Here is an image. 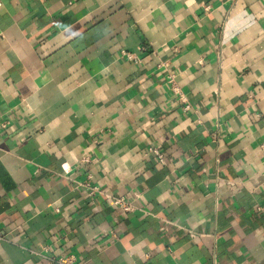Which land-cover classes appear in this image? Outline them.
Instances as JSON below:
<instances>
[{
    "label": "crops",
    "instance_id": "obj_1",
    "mask_svg": "<svg viewBox=\"0 0 264 264\" xmlns=\"http://www.w3.org/2000/svg\"><path fill=\"white\" fill-rule=\"evenodd\" d=\"M263 142L264 0H0V264H264Z\"/></svg>",
    "mask_w": 264,
    "mask_h": 264
},
{
    "label": "built area",
    "instance_id": "obj_2",
    "mask_svg": "<svg viewBox=\"0 0 264 264\" xmlns=\"http://www.w3.org/2000/svg\"><path fill=\"white\" fill-rule=\"evenodd\" d=\"M147 49L148 48H146V47H140V50L141 51H146ZM123 54L128 59L135 60V61H139L138 55L135 54V53L128 52V51H124ZM169 81L172 84L174 83V79H173V76L172 75L169 76ZM173 88H174V90H176L174 86H173ZM189 108H190V105L189 104H186L185 109H189ZM2 126L3 127L6 126L5 125V122L2 123ZM149 152L152 153L153 155H155L156 157H158L161 162L164 161V155L158 150V148H156L154 146H151L149 148ZM262 152H263V161H264V142L262 144ZM81 162L87 164V163L90 162V159L88 157H83L81 159ZM77 183L79 185L85 187L88 190L87 194L90 197L95 198L98 195L105 194L104 191L98 185L93 184L90 181H86L84 183H80V182H77ZM109 197L111 198L113 204H115L116 206H118L121 210H123V211H130V210H132V208H133L132 201L127 200L124 196H122V195H111ZM56 210H59V209L56 208ZM54 261L57 264H80L78 262L77 256L75 254L63 255V256L57 257L56 259H54Z\"/></svg>",
    "mask_w": 264,
    "mask_h": 264
}]
</instances>
